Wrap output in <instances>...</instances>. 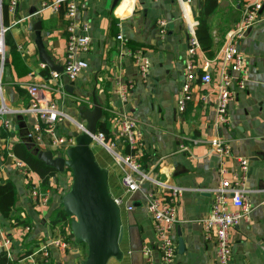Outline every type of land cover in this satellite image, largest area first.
I'll return each mask as SVG.
<instances>
[{"label":"crops","instance_id":"1","mask_svg":"<svg viewBox=\"0 0 264 264\" xmlns=\"http://www.w3.org/2000/svg\"><path fill=\"white\" fill-rule=\"evenodd\" d=\"M253 1L217 0L215 10L207 16L211 56L201 48L198 53L201 63L205 58L219 55L227 31L240 20L244 5ZM259 1L263 6L261 18L238 46L246 59V86L236 89L230 103L229 123L220 125L218 130L213 126L217 99L214 86L197 82L185 111L178 110L188 36L177 0H87L86 8L77 15L78 20L89 23L92 45L85 54L89 67L75 82L66 80V85L73 90L64 89L56 95L60 108L69 116L62 124L63 131L75 133L78 125L83 124L78 113L91 108L94 92L105 108L103 119L107 118L109 123L110 137L106 141L109 144H118L119 128L111 110L124 111L137 120L144 142L137 155L142 171L149 172L154 179L184 188L176 206L177 222L172 232L177 240L173 264H215L217 259L214 237L205 233L202 223L214 202V190L221 184V159L209 143L215 135L232 148V155L224 164L227 178L234 179L240 171L238 158H245L250 164L244 182L250 210L248 218L231 230L232 264H264V0ZM205 2L190 0L198 24ZM39 6L40 0H18L16 12L8 13L6 23L0 12V28L10 27L5 34L7 59L1 85L5 102L11 108H24L30 102L22 84L42 83L52 71L48 66L43 67L32 37L37 20L42 22V39L51 57L62 64L65 55V17L50 10L30 14L32 8L38 10ZM161 19L167 21L164 33L158 25ZM120 34L124 37L123 43L117 38ZM125 47L142 49L149 57L151 69L147 79L140 77L133 59L123 55ZM220 67L221 61L211 66L215 78ZM123 84H131L124 101L116 93ZM204 94H208L206 100L202 99ZM9 117L13 118L10 134L0 118V183L12 181L17 200L10 218L0 214V255L6 254L12 260L10 264H39L42 257L36 251L47 244L52 264H81L85 254L83 245L74 243L63 249L53 243L58 237L59 225H51L52 216L70 188L71 174L68 171L56 174L51 180L56 191L50 195L48 205L35 206L29 188L39 185L40 178L32 170L29 179L25 177L16 167L15 161L19 158L12 151L15 144L28 142L26 134L32 116ZM182 145L189 150H181ZM101 158V166L109 171L112 194L133 206L132 210L122 209L123 257L115 260L116 264H146L144 245L151 248L153 264H164L145 200L153 182H144L140 189L124 194L119 168L115 170L105 156ZM229 207L232 208L231 203ZM180 236L184 240L182 251L178 250ZM4 237L10 239L6 248L2 245Z\"/></svg>","mask_w":264,"mask_h":264},{"label":"built area","instance_id":"2","mask_svg":"<svg viewBox=\"0 0 264 264\" xmlns=\"http://www.w3.org/2000/svg\"><path fill=\"white\" fill-rule=\"evenodd\" d=\"M86 1L40 0V6L35 14L50 10L54 13H62L66 19V50L62 61L64 69L62 73L51 71L49 78H46L42 83L22 84L21 86L26 89L30 97L28 106L24 108L9 107L2 94L1 76L7 59L5 34L10 27L2 26L0 28V118H3V125L7 130H10L13 118L9 116L31 115L32 123L26 134V140L34 148L51 150L55 156H65L67 149L75 144V133L84 130L83 125L79 124L75 133L63 131L62 124L69 116L60 108L56 95L65 89L67 81L75 82L80 74L89 67L85 54L90 51L92 45L90 26L87 21H80L77 18L79 12L86 8ZM177 1L188 36L183 81L177 99L178 110L180 112L185 111L188 103L192 100L194 84L200 82L201 84L212 85L215 88L217 97L213 126L218 130L220 125L229 123L230 103L234 99L236 89H244L246 86V80L248 79L246 59L238 46L248 30L261 18L263 6L259 0L246 3L240 20L227 31L219 55L212 59L205 58L204 62L201 63L198 60L201 44L196 33L198 20L193 16L190 0ZM1 2L2 0H0ZM17 6L18 0H9L8 12L15 13ZM166 24L165 19L158 22L159 27H162V33L165 32ZM117 38L122 43L124 42V37L121 34ZM124 50L123 55L132 58L137 65L140 77L147 79L150 74L151 60L146 53L142 49L131 50L125 47ZM218 61H221V67L218 78H215L211 66L218 63ZM130 89L131 84H123L117 90V96L123 101L126 100ZM207 98L208 94L202 95L203 100ZM111 111H114L119 125L117 131L118 144L114 145L106 142L104 133L100 131L94 135V144L102 145L113 155V159L121 172V186L124 194L140 189L144 182H153L154 186L145 194L147 211L154 224L157 235L156 245L161 260L164 264H173L176 260L177 240L172 232L177 222L176 206L184 192V188L172 186L160 179H154L149 172L142 171L137 155L144 142L137 120L124 111H116L115 109ZM209 143L211 150L221 159L219 173L222 177L220 186L214 190V202L211 210L203 218L202 223L205 233L210 237H214L215 240L217 254L215 264H232L233 243L231 230L242 219L248 218L247 215L250 210L244 195V182L248 177L250 164L247 159L238 158L240 171L235 174L234 179L227 178L224 164L226 158L232 155V148L219 135L213 136ZM127 147L134 153H126L124 150ZM181 150H189V148L182 145ZM15 165L29 179L31 168L20 159H16ZM29 194L35 206L44 207L48 205L50 194L49 192H41L39 185H32L29 188ZM113 197L120 206L121 211H123V207L128 210L133 209V206L126 205L122 197L115 195ZM230 203L232 208L229 207ZM58 230V237L53 241L57 247L66 249L76 243L70 228V220L62 227V230L60 227H58ZM64 235L68 236L67 240ZM2 243L3 247L6 248V245L10 243V239L4 237ZM143 251L147 256L146 264H153L151 248L144 245ZM36 255L42 257V262L50 263V250L47 244L41 246L36 251Z\"/></svg>","mask_w":264,"mask_h":264},{"label":"water","instance_id":"3","mask_svg":"<svg viewBox=\"0 0 264 264\" xmlns=\"http://www.w3.org/2000/svg\"><path fill=\"white\" fill-rule=\"evenodd\" d=\"M37 10L32 8L30 14ZM33 40L39 60L52 71L63 72V65L51 57L42 39V22L34 25ZM72 91V86L65 85ZM91 108L80 110L79 119L84 130L75 133V144L65 156H55L51 150L34 148V153L56 172L70 171L71 185L61 198L64 212L70 217V228L77 244L87 246V254L81 264H108L111 258L123 257L120 244L123 238L122 211L116 203L109 185V171L97 161L93 150L94 135L103 119L105 108L97 94L92 95ZM184 249L180 236L178 250Z\"/></svg>","mask_w":264,"mask_h":264},{"label":"trees","instance_id":"4","mask_svg":"<svg viewBox=\"0 0 264 264\" xmlns=\"http://www.w3.org/2000/svg\"><path fill=\"white\" fill-rule=\"evenodd\" d=\"M216 5H217V0H206L204 10L200 14L199 24L196 28V33L200 41L201 48L208 51V54L210 56L211 54L209 51L212 45V39L209 32V26L207 25V16L213 13ZM0 12L2 13L3 22L6 23L7 16L9 13L8 3L3 1L0 3ZM45 70H47V68ZM46 78H49L48 74H46ZM4 129L6 128L4 127ZM6 131L8 134L9 131L8 130ZM98 131L104 133L106 141L109 140L110 131H109V123L107 118L102 119L98 123ZM12 151L20 160L24 161L31 168V170L34 171L39 176L40 178L39 187L41 192L43 193L49 192V194L51 195L53 194V192L56 191L55 188L51 185V178L54 177L59 172H56L53 168L47 166L37 157V155L34 153V147L32 146L31 143L23 141L21 143L15 144ZM124 151L126 153H131V154L134 153L133 151H130L128 147ZM16 200H17V189L15 184L10 180H6L0 183V214L3 217L10 218V214L14 209ZM69 220L70 217L64 212L61 204V207L58 208L52 216L51 225L53 226L59 225V227L62 230V227ZM64 236L65 239L67 240L68 236L67 235ZM81 245L87 248L85 244H81ZM6 263L10 264L12 263V260L9 257H7L6 254L3 253L0 255V264H6ZM39 264H52V263L41 262Z\"/></svg>","mask_w":264,"mask_h":264},{"label":"rangeland","instance_id":"5","mask_svg":"<svg viewBox=\"0 0 264 264\" xmlns=\"http://www.w3.org/2000/svg\"><path fill=\"white\" fill-rule=\"evenodd\" d=\"M93 150H94V153L96 155V158H97V161L99 162L100 165H102L101 163H103L102 161V158L101 156H105L107 158V160L110 162V164H112V166L116 169H118V165H116L115 161H114V157L113 155L110 153V151H108L107 149H105L102 145H99V144H94L93 145ZM101 162V163H100ZM115 166H114V165ZM118 171V170H117ZM70 172V171H68ZM115 172V171H114ZM121 173V172H120ZM85 248V247H84ZM83 248V249H84ZM84 253L83 254V257L85 258L86 254H87V248L84 249ZM117 260L116 258H112L111 261H110V264H116V261ZM109 264V262H108Z\"/></svg>","mask_w":264,"mask_h":264}]
</instances>
